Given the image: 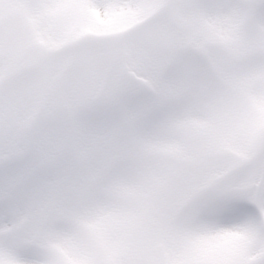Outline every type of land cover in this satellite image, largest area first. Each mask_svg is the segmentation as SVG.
Here are the masks:
<instances>
[{
  "label": "snow or ice",
  "instance_id": "snow-or-ice-1",
  "mask_svg": "<svg viewBox=\"0 0 264 264\" xmlns=\"http://www.w3.org/2000/svg\"><path fill=\"white\" fill-rule=\"evenodd\" d=\"M0 264H264V0H0Z\"/></svg>",
  "mask_w": 264,
  "mask_h": 264
}]
</instances>
